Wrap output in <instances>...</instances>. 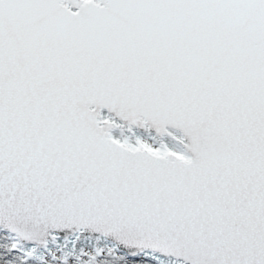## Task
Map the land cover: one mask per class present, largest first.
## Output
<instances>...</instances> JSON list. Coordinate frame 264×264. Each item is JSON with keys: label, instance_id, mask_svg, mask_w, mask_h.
<instances>
[{"label": "snow or ice", "instance_id": "snow-or-ice-1", "mask_svg": "<svg viewBox=\"0 0 264 264\" xmlns=\"http://www.w3.org/2000/svg\"><path fill=\"white\" fill-rule=\"evenodd\" d=\"M0 264H264V0H0Z\"/></svg>", "mask_w": 264, "mask_h": 264}]
</instances>
